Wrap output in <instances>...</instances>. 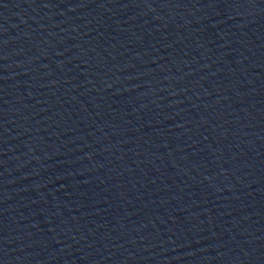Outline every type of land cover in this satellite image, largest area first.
Listing matches in <instances>:
<instances>
[{
  "label": "water",
  "instance_id": "obj_1",
  "mask_svg": "<svg viewBox=\"0 0 264 264\" xmlns=\"http://www.w3.org/2000/svg\"><path fill=\"white\" fill-rule=\"evenodd\" d=\"M0 264H264V0H0Z\"/></svg>",
  "mask_w": 264,
  "mask_h": 264
}]
</instances>
